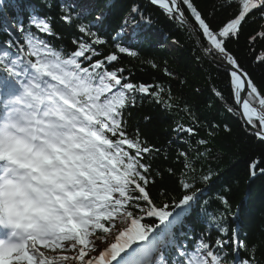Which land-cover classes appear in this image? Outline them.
<instances>
[{
	"label": "snow or ice",
	"instance_id": "1",
	"mask_svg": "<svg viewBox=\"0 0 264 264\" xmlns=\"http://www.w3.org/2000/svg\"><path fill=\"white\" fill-rule=\"evenodd\" d=\"M147 3L197 35L223 81L211 88L217 112L254 141L261 155L249 176H264V78L248 70H264V0H214L206 12L197 0ZM152 22L136 0L127 11L114 4L97 10L94 0H45L25 11L20 0H0L7 37L0 41V264H264V227L242 238L229 223L239 220L230 189L214 194L223 208L209 214L197 186L218 177L198 164L231 126L202 120L185 102L190 122L158 146L129 122L144 100L170 114L176 99L170 84L137 81L122 63L135 58L168 78L178 75L141 59ZM201 130L206 137L197 139ZM165 173L176 177L179 194L161 188L154 197ZM193 224L204 227L197 232Z\"/></svg>",
	"mask_w": 264,
	"mask_h": 264
},
{
	"label": "trees",
	"instance_id": "2",
	"mask_svg": "<svg viewBox=\"0 0 264 264\" xmlns=\"http://www.w3.org/2000/svg\"><path fill=\"white\" fill-rule=\"evenodd\" d=\"M7 2V0H6ZM45 0H20L25 11L29 10L33 4H43ZM132 0H94L97 10L105 9L106 5L114 4L117 8L124 7L127 11V5ZM137 3L146 7L152 15V24L150 32L153 34L150 43L145 44L141 50V59H152L154 62L169 70L177 73L175 78H168L162 70H156L148 65H142L135 58L124 57L122 63L126 67L133 68L135 79L143 82H159L170 84L173 95L176 97L174 107L171 113L162 112L156 105L150 104L148 100H144L143 105L131 109V117L129 122L131 125H138L142 131L148 136L149 140L158 146H166L169 140L174 139L176 133L173 129L178 123L186 124L190 122L188 112L182 111L185 102L192 108V112L199 116L202 120L212 119L216 123L227 122L232 133L226 134L223 131L217 133L213 141V156L202 160L198 164V168L204 171L211 169L218 173V177L214 176L212 183L204 188V194L201 198L208 200L209 214L222 210L223 206L218 200L214 199V194L219 192L223 187H227L230 191L227 197L230 201L232 212L237 213L239 209L238 221H229L232 227L240 229V235L243 238L247 235L249 238H254L258 235V229L264 227V176L257 175L255 178L249 176V164L257 160L261 153L255 148V143L252 139L244 136L241 132L238 122L224 112H217L219 104L212 96L211 88L215 84L219 88H223L221 75L218 74L215 65L203 58V55L198 48L196 42L191 35V32L181 31L178 26L170 23L160 11L153 8L145 1L136 0ZM214 0H197L198 6L203 11L211 6ZM7 11V9H5ZM55 14V10H53ZM123 13H120L122 15ZM220 13L217 14V19L220 18ZM11 18V13H9ZM115 20L114 23H118ZM58 27H63L59 25ZM250 27H246L245 32L250 31ZM158 33L161 37L157 39L154 34ZM7 37L0 32V41L6 40ZM174 48H169L165 44L173 43ZM165 43V44H164ZM243 44L241 39L238 54L243 56ZM229 48L237 50L238 46L234 43L229 44ZM196 57H200V62L197 63ZM165 61L167 62L165 64ZM253 73V78L260 80L264 78V70H257L254 67L248 69ZM187 79L188 83L181 85L180 80ZM200 89L199 93L195 89ZM227 96V93H225ZM211 104V107L209 105ZM150 115L152 121L145 123L143 117ZM206 137L204 130L200 131L199 138ZM179 141L174 143L171 148V153L178 146ZM158 163L163 164V161ZM172 163L171 159L168 162ZM178 168V166H176ZM264 167V164H261ZM166 189L172 192L173 195L179 194V189L176 186V177L169 176L167 173L163 177L156 178V184L152 187V194L157 196L159 189ZM158 198V197H157ZM197 232L203 228V225L193 224ZM216 232H212L213 239Z\"/></svg>",
	"mask_w": 264,
	"mask_h": 264
},
{
	"label": "water",
	"instance_id": "3",
	"mask_svg": "<svg viewBox=\"0 0 264 264\" xmlns=\"http://www.w3.org/2000/svg\"><path fill=\"white\" fill-rule=\"evenodd\" d=\"M142 1H145L147 2V0H142ZM191 35L193 36V39L194 41L196 42L197 46H198V43H197V35H194L192 32H191ZM199 48V47H198ZM200 49V48H199ZM201 51V50H200Z\"/></svg>",
	"mask_w": 264,
	"mask_h": 264
},
{
	"label": "bare ground",
	"instance_id": "4",
	"mask_svg": "<svg viewBox=\"0 0 264 264\" xmlns=\"http://www.w3.org/2000/svg\"><path fill=\"white\" fill-rule=\"evenodd\" d=\"M172 43V42H171ZM167 47H169V48H174L175 47V45H174V43H172V44H168V46ZM203 195H205L204 193H203ZM203 199L204 198H201V200L203 201Z\"/></svg>",
	"mask_w": 264,
	"mask_h": 264
}]
</instances>
